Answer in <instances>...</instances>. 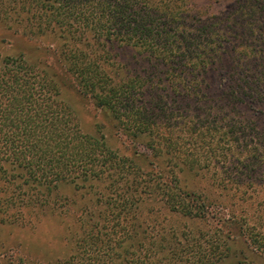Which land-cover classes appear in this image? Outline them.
Masks as SVG:
<instances>
[{
    "label": "trees",
    "instance_id": "trees-1",
    "mask_svg": "<svg viewBox=\"0 0 264 264\" xmlns=\"http://www.w3.org/2000/svg\"><path fill=\"white\" fill-rule=\"evenodd\" d=\"M0 21L29 38L54 37L81 93L146 149L123 155L84 132L55 72L23 52L0 55V179L5 212L16 210L9 219L26 207L64 205L58 191L70 185L95 211L78 214L73 252L54 264L221 259L220 244L200 240L187 243L184 261L175 251L155 262L143 242L129 248L147 198L205 216L206 200L186 192L179 171H209L219 153L248 151L249 130H260L248 111L264 105V0H236L212 14L187 0H0ZM118 45L137 50L142 67L113 72ZM255 241L264 247V237Z\"/></svg>",
    "mask_w": 264,
    "mask_h": 264
},
{
    "label": "rangeland",
    "instance_id": "rangeland-1",
    "mask_svg": "<svg viewBox=\"0 0 264 264\" xmlns=\"http://www.w3.org/2000/svg\"><path fill=\"white\" fill-rule=\"evenodd\" d=\"M187 1L196 12L207 14L226 13L236 2ZM14 29H8L0 21L1 56L23 52L29 60L55 72L61 98L73 109L84 132L104 136L108 145L123 155H133L136 149L146 151L117 127L91 98L81 93L55 55L58 43L54 37L29 38L14 33ZM140 57L137 50L118 45L113 50L111 70L127 67L137 71L142 67L136 63ZM252 108L255 111H248V115L257 121L260 130H249L248 151L240 146L227 159L219 153L209 171L185 168L178 173L186 192L206 200L208 213L188 217L166 209L162 201L147 198L137 216L141 227H137L139 235L134 238L135 245L130 246V251L143 242L155 253V262L169 260L175 251H179L180 260L184 261L188 253L183 255L181 251L187 243L200 240L204 245L220 244L224 256L214 264H264V247L255 241L259 236L264 237V105ZM7 189L0 179V264H54L67 259L74 249L76 217L84 210L95 211L90 197L73 186H62L58 192L64 205L56 209L26 207L23 215L9 219L16 210L5 212L3 202L9 194Z\"/></svg>",
    "mask_w": 264,
    "mask_h": 264
}]
</instances>
